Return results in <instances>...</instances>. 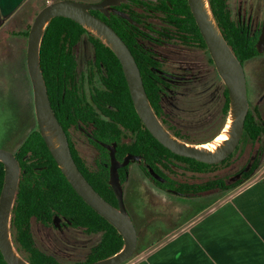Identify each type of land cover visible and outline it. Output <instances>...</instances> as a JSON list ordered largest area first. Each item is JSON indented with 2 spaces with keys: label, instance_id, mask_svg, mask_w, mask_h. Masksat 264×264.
I'll use <instances>...</instances> for the list:
<instances>
[{
  "label": "flooded vegetation",
  "instance_id": "flooded-vegetation-1",
  "mask_svg": "<svg viewBox=\"0 0 264 264\" xmlns=\"http://www.w3.org/2000/svg\"><path fill=\"white\" fill-rule=\"evenodd\" d=\"M46 1L48 3L51 0H46ZM100 1L102 0L95 2H100ZM164 1L167 2L169 8H166L161 3V0H118L115 3L106 4L103 10L97 8V9H91V12L96 16H98L99 18L106 21L112 28H114V30L119 35L120 33L115 29L113 25H111L101 15L94 13L92 10H97L100 14H103L105 18H109L112 15L122 17L126 19L131 25L134 26V29H130V28L127 29V37L134 46V52L132 51L128 43L125 41V39H123L121 35L120 36L128 45L130 51L132 52L137 62L144 87H145L144 78L142 75V69L139 64H141L144 72L149 76L152 84L157 88L156 90L157 98H158V103H160V107L158 108L157 112L154 110L155 113L157 114L161 122L164 124V126L170 132L172 133L174 132L173 133L174 135L177 134L175 136L185 141L188 140V142L190 143L202 144L214 139L221 131H223V129L226 126L229 109L227 116L225 117L224 104H225V89L227 90V93H228V89L224 83L222 76L220 75V73L216 68V65L207 47L205 39L203 38L206 46H203L196 34L194 27L187 23V18L185 15H181V13H184L183 12L184 7L183 5L177 4V2L179 3L180 0H176L177 2L175 8L172 7L169 0H164ZM222 2L226 15L225 19L228 30L234 31L238 35L239 39L245 38L254 41V46L256 49L255 55L244 60H241L238 56L237 57L241 60L245 73L247 98L249 102L248 111L251 110V112L256 116V118L260 122L264 123V118L259 113L258 109L254 107L252 108L251 106L252 102L248 97V83L245 72V62L249 61L250 59L256 58L259 61V63L264 62V15L258 17L256 15L255 7L253 5H248L245 2V0H222ZM45 4L46 3L44 2V4L41 5V7L44 6ZM117 11H122L126 13L130 17V19L121 15ZM37 12L38 11H36L34 14L36 15ZM31 23L32 21L30 22L29 25H27L26 30L12 31L14 35H19V34L23 35V37L26 40V49H27L28 31L31 26ZM25 31H27V35L25 34ZM222 34L224 36L223 32ZM84 38H87V40L90 42V40L83 33V31L81 32L79 38H77L76 40L74 34H71L69 40L65 44L66 52H68L71 55L70 61H67L65 66L62 67V70L64 71V78L57 79L55 83V88L57 89L58 92H59V87H62V93H61L62 97L77 98L81 103H85V100L93 101L94 98L100 100L99 87L101 85V81H100L101 73L98 65L95 64V59H96L95 53H94V59L92 60L91 63L87 65L86 71L83 70V67L79 68L78 58L76 56V48ZM195 54H197L199 57L200 56L202 57V62H204L205 64L204 67H206V69L200 68L199 71L196 69V65L194 66L195 62H193L195 60L192 61L190 60V58ZM149 60L151 62L148 64ZM24 64H25V70L28 73L26 66V50L24 53ZM211 81H217L218 86L221 89V104L219 111L217 112L218 114L217 113H216L217 115H211L210 113L203 114L201 115V117H199V119H201V123L199 124L198 128L194 127V129L191 130L184 128L181 122L175 121L174 119L175 115L174 113H172L170 109V103L167 100L166 96L168 95L169 97L172 98L174 94L177 95L178 93H183L187 91V89H191L192 87H196V88L199 86L203 87L205 84L210 83ZM51 93L53 97L57 96L53 93V90ZM48 96H49V92H48ZM263 99H264V95L262 96L261 99L258 100L262 101ZM228 100H229V93H228ZM55 114L65 131L68 144L71 150V154H72L71 148L74 147L76 152L78 153V156L81 157L84 166H86L87 169H89V171H91L93 174L97 176L101 175L102 171L107 170L108 183L110 176L111 158H110V149L104 144H115V156L120 163L124 162L126 156H129L128 160L124 164L119 165L117 168L119 181L122 187L124 203H125L124 195L126 189L128 188V190L130 191L132 190V186L130 185L129 180L142 179L144 182L150 184L151 189L154 192L160 193V195H161V191L164 194L169 193L176 196L191 195V197L188 199L190 201L193 195V197L198 198V201L192 202L191 204L193 205V203L197 204L199 202V205L197 206L203 207L207 202V200L210 199L212 193L214 192H218V194L224 193V180L227 183L238 180L243 176V171H248L250 167L253 166V164L259 163V166L253 172L254 174L259 169L260 164L263 160V151L260 149H255L253 152H251L248 155L246 161L241 166L236 168L234 172L227 174L224 173V164H220L215 168H213V166H198L196 163H192L190 165L185 161H180L176 159H173L171 161L169 160L166 161L160 156H158L157 158H153V161L151 163L145 158V156L142 153H135L132 151H127L122 156V158H118L116 155L117 142L116 141L106 142L96 138L93 134V129L95 126L91 121L89 120L83 121L77 118L75 121H71L68 124V117H66L67 118L65 122L66 127H64L63 123L60 121L56 112ZM34 117L35 116H33V120L35 121V126L33 125V128L29 130L27 135L34 129L38 128L36 117L35 119ZM218 119L221 120V126L215 129L217 126ZM18 128H20V126ZM196 130H199L202 133L201 137L192 136L196 132ZM214 133H216V135L213 138L209 140H205L207 139L208 136ZM80 134L84 135L87 141L96 150V156L92 162H88L86 158L83 156V154L80 152V149L77 147L78 144L77 140H79L78 136ZM27 135L25 136V138L27 137ZM242 135L240 137L238 144L230 154L233 153L234 155L239 149L240 145L243 142H245L241 140ZM122 137L124 142H127V144H131L133 141L137 140L138 133L130 129H124ZM24 139L20 142L19 146H17L14 152L11 151L16 158H17L16 152L19 149L22 142L24 141ZM142 144L145 147H147L148 145L147 137L143 136ZM99 145L105 148L104 151L100 148ZM134 155H139V157L138 158L133 157ZM18 163L20 167L19 160ZM20 171H21V167H20ZM80 171L82 172L81 169ZM83 175L86 177L84 173ZM19 179H20V172H19ZM86 179L88 180L87 177ZM90 184L92 185L91 182ZM115 206H118V199H117V204ZM11 219H12V209H11V215L9 221L10 238L17 253L23 259H25L30 263H32L31 260L35 259L36 257H39L40 253H45L46 255H50V256L53 255L47 252L46 250H44L39 245L35 232L36 225L43 227L45 230H49V228L53 226L58 227L60 225H68L82 230V232L85 233L86 235L93 236L94 238L96 237L98 238L91 245L90 249L86 252L82 260L68 262V263H75V262H83L81 264L87 263L84 261L88 257V254L90 253L91 249L98 243L100 239V233L98 230L95 229L90 230L84 226L72 224L71 221L63 215L60 217L55 216L54 220H52L49 216L48 211L39 214L32 213L28 217H21L13 225ZM171 221L173 220L169 219L168 224H170L169 222ZM133 222L136 227V222L134 220ZM148 223H146L147 224L146 227L151 232H154V227L153 226L151 227L150 225H148ZM136 231H137V227H136ZM137 243H138V231H137ZM63 263H67V262H63ZM6 264L8 263L6 262Z\"/></svg>",
  "mask_w": 264,
  "mask_h": 264
},
{
  "label": "trees",
  "instance_id": "trees-1",
  "mask_svg": "<svg viewBox=\"0 0 264 264\" xmlns=\"http://www.w3.org/2000/svg\"><path fill=\"white\" fill-rule=\"evenodd\" d=\"M169 1L172 7L175 8L177 1ZM208 1L218 26L221 28L235 54L241 60L248 59L255 55L256 49L254 41L245 38L239 39L234 31L228 30L222 0ZM161 3L166 8H169L166 1L161 0ZM177 4L183 5L184 13L180 12L181 15L186 16L187 23L194 27L202 45L206 46L187 0H180ZM92 11L101 15L113 25L134 52V46L127 37V29H134L133 25L122 17L112 15L109 18H105L104 15L100 14L97 10ZM82 31L88 37L94 48L96 57L95 64L98 65L101 73V85L99 87L100 100L94 98L93 101L85 100V103H81L77 98L62 97V87H59V92L55 88L56 80L64 78L62 67L65 66L67 61H70L71 57V55L66 52L65 44L69 40L71 34H74L76 40L81 35ZM25 34L27 35V31H25ZM39 55L43 76L52 106L64 127H66V117H68V124L71 121H75L77 118L83 121H91L95 126L93 134L96 138L106 142H117L116 155L118 158H122L127 151H132L135 153H142L151 163L153 158L160 156L166 161L176 159L185 161L190 165L196 163L198 166H213V168H215L220 164L226 165L233 155V153L230 154L219 163H206L192 157L179 155L158 141V139L144 125L135 110L121 63L114 51L99 36L89 31L74 19L58 15L49 21L40 41ZM150 62L151 61L149 60L148 64ZM139 65L142 69V75L149 99L154 110L157 112L160 107L157 98V88L152 84L141 64ZM52 90L53 93L57 95L56 97H53L51 93ZM228 109V93L225 89V117L227 116ZM124 129H130L137 132V140L133 141L131 144L124 142L122 137ZM263 134L264 123L260 122L251 110H249L245 118L241 140L255 142ZM215 135L216 133L208 136L205 140H209ZM143 136L147 137V147L142 144ZM99 146L104 151L105 148L101 145ZM71 149L79 168L86 175L92 185L104 198L116 205L117 198L107 181V170L102 171L99 176L93 174L86 166H84V163L81 157L78 156L75 148L72 147ZM16 156L20 162L21 171L12 206V225L21 217H28L32 213L39 214L48 211L52 220H54L55 216L60 217L63 215L68 218L72 224L81 225L90 230H98L100 233V239L91 249L84 262L105 257L122 247L123 238L121 234L113 224L99 214L77 193L59 167L53 155L50 153L38 128L34 129L27 135L17 150ZM258 166L259 163H255L248 171H243V176L238 180L228 183L224 180V190L232 189L244 182L253 174ZM3 179L4 167L3 162L0 161V191L3 185ZM31 261L33 264L83 263H63L56 256L46 255L45 253H40L39 257H36ZM0 263L6 264L1 251Z\"/></svg>",
  "mask_w": 264,
  "mask_h": 264
},
{
  "label": "water",
  "instance_id": "water-1",
  "mask_svg": "<svg viewBox=\"0 0 264 264\" xmlns=\"http://www.w3.org/2000/svg\"><path fill=\"white\" fill-rule=\"evenodd\" d=\"M117 1L51 0L36 13L27 37L26 66L32 86L34 112L39 131L49 151L77 193L113 224L123 238V245L119 250L84 264H120L134 253L137 231L123 200L117 170L118 166L124 164L129 156H126L124 162L120 163L115 156V144H104L110 149L109 183L118 199V206H115L90 184L78 168L71 154L65 131L51 106L40 63L39 48L43 32L53 17L63 15L74 19L111 47L122 65L135 110L142 122L158 141L177 154L208 163L223 160L234 150L240 140L249 107L242 62L223 36L212 14L209 1L187 0L216 68L227 86L228 116L232 115L233 120L229 125L224 142L214 150L199 147V144L187 142L170 132L158 118L149 101L139 67L128 45L114 28L91 12V9L103 10L106 4ZM117 12L130 19L126 13ZM133 157L138 158L139 155ZM0 161L3 162L5 170L0 191V250L8 264H32L17 253L9 233L11 209L19 181V163L11 151L2 147H0Z\"/></svg>",
  "mask_w": 264,
  "mask_h": 264
},
{
  "label": "rangeland",
  "instance_id": "rangeland-1",
  "mask_svg": "<svg viewBox=\"0 0 264 264\" xmlns=\"http://www.w3.org/2000/svg\"><path fill=\"white\" fill-rule=\"evenodd\" d=\"M79 1L95 2L99 0ZM44 2L47 3L46 0H36L23 9L21 18L26 17L30 22L33 21L34 13ZM245 2L255 7L258 17L264 15V0H245ZM6 28L12 31L18 30L14 29L11 24ZM24 42L25 39L21 35L10 37L5 35L0 38V44L6 47L10 45V50L6 55L0 50V147L13 152L29 130L33 128V125L35 126L32 87L24 64V48L22 46ZM76 56L79 68L83 67V70L86 71L87 65L94 59V49L87 38H84L76 48ZM200 57L195 54L190 58L191 61L195 60L193 61L195 62L194 66L196 65L198 71L200 68L206 69L202 57ZM245 72L251 106L257 108L264 118V99L258 100L264 95V62L259 63L256 58L250 59L245 62ZM166 98L175 115V121L181 122L184 128L191 130L194 127H199L201 115L218 114L221 104V89L217 81H211L203 87H192L183 93L174 94L172 98L167 95ZM19 126L20 128H18ZM219 126H221V120L218 119L215 129ZM201 134L199 130H196L192 136L201 137ZM78 139L77 147L80 152L88 162H92L96 156V150L84 135L80 134ZM255 149L263 151V160L259 169L238 186L224 190V193L221 194L212 193L203 207L197 206L199 202L191 204L198 201V198L193 195L191 201L188 200L191 195L176 196L169 193L164 194L162 191L160 195V193L154 192L150 184L142 179L129 180L132 190L126 189L124 199L130 215L136 222L138 243L132 256L120 264H150L149 257L158 246L172 238L173 234L204 217L220 203L226 204L229 203L228 201H234L237 194L247 190L255 181L264 180V135L255 142H243L237 152L224 165V173L234 172ZM169 219L173 220L169 222L170 224H168ZM146 223L154 227V232L146 227ZM35 232L39 245L44 250L67 263L82 260L91 245L98 239L68 225L53 226L49 230L36 225Z\"/></svg>",
  "mask_w": 264,
  "mask_h": 264
},
{
  "label": "crops",
  "instance_id": "crops-1",
  "mask_svg": "<svg viewBox=\"0 0 264 264\" xmlns=\"http://www.w3.org/2000/svg\"><path fill=\"white\" fill-rule=\"evenodd\" d=\"M35 1L0 0V38L14 35L6 28L10 24L26 30L30 21L21 18L22 10ZM22 46L25 53L26 40ZM0 50L6 55L10 45L0 44ZM228 202L173 234L149 257L150 264H264V180Z\"/></svg>",
  "mask_w": 264,
  "mask_h": 264
},
{
  "label": "bare ground",
  "instance_id": "bare-ground-1",
  "mask_svg": "<svg viewBox=\"0 0 264 264\" xmlns=\"http://www.w3.org/2000/svg\"><path fill=\"white\" fill-rule=\"evenodd\" d=\"M207 7V5H206ZM208 12H209V8H207ZM233 118L232 115L228 116L227 119V123L225 128L223 129V131H221L214 139L199 144V147L205 148V149H210V150H214L217 149L218 147H220L222 145V143L224 142L225 138L227 137L228 131H229V125L232 122Z\"/></svg>",
  "mask_w": 264,
  "mask_h": 264
}]
</instances>
